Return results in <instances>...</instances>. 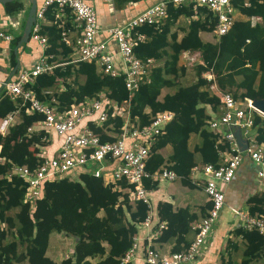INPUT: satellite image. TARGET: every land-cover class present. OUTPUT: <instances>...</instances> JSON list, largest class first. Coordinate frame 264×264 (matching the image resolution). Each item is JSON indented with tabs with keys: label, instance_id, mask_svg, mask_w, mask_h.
Instances as JSON below:
<instances>
[{
	"label": "trees",
	"instance_id": "1",
	"mask_svg": "<svg viewBox=\"0 0 264 264\" xmlns=\"http://www.w3.org/2000/svg\"><path fill=\"white\" fill-rule=\"evenodd\" d=\"M230 1L234 9L247 19L234 20L226 33L216 36L215 43L201 40L199 34L214 31L216 16L205 6H198L195 10L194 2L168 3L167 17L160 25L136 27L134 31L144 34L145 39L133 47L134 54L141 60L163 61L152 67L149 81L141 84L130 99L123 75H107L94 61H71L72 49L62 40V29L58 27V21H54V6H50L45 11V19L50 23L42 25L41 33L47 37L45 54L48 60L58 65L51 73L35 77L29 87L39 100L61 110L84 99H98L103 95L108 118L100 125L89 124L102 142L115 140L124 125L123 118L110 116L112 109L108 106L111 102H127L130 122L138 128L149 124L157 112L172 111L173 118L149 143L145 170L150 175L142 179V184L148 191L157 188L159 180L152 175L166 169L174 171L184 185L193 186V167L206 163L218 165L221 153L229 150L228 142L221 140L222 134L208 128V120L219 114L220 102L210 89L211 82L203 74L211 70L218 89L229 92L235 99L264 98V0ZM3 7L6 14H13L22 8V2L8 1ZM181 17L189 18V22L182 37L177 39V33H172L171 27ZM252 17L261 21L252 24ZM18 38L10 44L14 46ZM184 51L200 54V62L195 64V80L177 86L173 92L160 98L161 90L174 87V79L185 73V66L178 64ZM206 105L215 111L213 116L207 113ZM15 111L20 121L10 126L6 134L0 135V264H119V258L131 247L133 237L139 236L140 223L148 212L147 204L129 199L128 190L133 185L124 178L116 183H105L103 176L92 174V167L78 169L77 175L66 174L52 181H43L41 193L34 203H24L27 183L11 173V169L21 165L34 168L41 163L45 155L40 154V147L49 144V135L43 129L28 130L35 121L42 119V115L26 113L21 99H12L2 86L0 118ZM253 123L256 139L264 143V118L254 113ZM166 145L171 146V153L164 157L160 150ZM116 162L117 159H111L109 165L114 166ZM240 165L250 173L245 181L239 182L246 196L247 210L252 215L264 216V191L257 193L253 187L258 167L248 155ZM233 180L229 187L235 185ZM224 198L227 202L226 193ZM209 206L210 202L206 208ZM205 213L192 212L188 207L174 209L167 201L158 202L151 232L160 223H164V228L153 240L171 244L170 252L185 249L192 240V223ZM55 233L75 239L70 255L60 261L46 254L49 238ZM229 235L239 237L244 248L237 262L229 253L224 257L221 252L220 259L224 264H251L264 253V234L257 230L230 227ZM145 245L144 240L139 251ZM227 247L234 251L238 249L230 237L225 241Z\"/></svg>",
	"mask_w": 264,
	"mask_h": 264
},
{
	"label": "built area",
	"instance_id": "2",
	"mask_svg": "<svg viewBox=\"0 0 264 264\" xmlns=\"http://www.w3.org/2000/svg\"><path fill=\"white\" fill-rule=\"evenodd\" d=\"M185 2H194L195 10L198 6H205L216 16L214 32L217 36L226 33L233 24L235 9L230 0H160L124 24L109 27L106 29L107 37L104 40H97L99 27L96 11L86 0H43L37 7L29 38L40 45L42 53L30 67L20 69L15 78L7 81L4 87L6 93L13 99H21V106L25 105L26 113L37 112L42 115V119L35 121L33 126L28 128L29 131L38 126L48 133L49 139L56 136L61 142L56 154L51 157L45 155L44 160L34 168L21 165L11 169V173L18 175L27 183L23 196L24 203L29 205L34 203L35 198L41 193L43 181H52L66 174L77 175L78 169L92 167V174L95 177L103 176L105 183H116L124 178L133 185V188L128 190L129 199L141 200L149 206V191L142 184V179L150 175L145 170V163L149 157V143L162 133L165 124L174 116L172 111H159L151 118L149 124L141 128L133 127L129 119L128 103L111 102L108 106L112 109L110 116L123 118L124 125L115 140L102 142L89 124L100 125L108 118L109 113L103 106V95L98 99H84L62 110L39 100L29 85L33 83L35 77L42 73H51L58 65L54 61H49L48 55L45 54L48 46L47 37L41 33V27L45 21L47 8L54 6V21H58V27L62 29L61 38L72 49L71 61H94L98 69L107 75L112 77L123 75L130 99L141 84L149 81L151 69L155 65L153 58L141 60L134 54L133 47L145 39L144 34L134 31L135 28L144 24L160 25L167 17L168 3L180 5ZM68 16L79 30L73 42L67 37L70 29L65 27ZM254 19L255 17H252V21ZM14 36L15 33L0 26V39L11 42ZM110 42L115 45L116 51L110 49ZM203 75L211 82L210 89L218 96L220 102L219 114L208 120V128L220 132L221 140L225 139L229 144V150L221 153L218 165L206 163L192 169V174L198 173L202 176V179L196 182L202 185L210 206L205 215L192 223L194 236L185 249L163 252L152 246V240L156 239L164 228V223H160L154 232L144 237L146 245L142 251H139L138 236H134L131 247L119 258V264L129 262L194 264L207 249L209 238L225 207V189L233 180L245 155L257 165L256 177L264 186V143L256 139L253 123L254 113L263 118L264 113L253 106L252 99L247 97L235 99L229 92L220 91L211 70ZM14 113H8L0 118V134H4L12 124ZM235 128L240 130L241 137L246 143L244 150L237 145ZM111 159H117L114 166L109 165ZM152 177L168 181L179 178L174 171L166 169L155 172ZM229 213L237 219L233 223V228L255 229L264 234V216L252 215L247 208L232 206L229 207ZM151 222V215L147 213L140 226L148 227Z\"/></svg>",
	"mask_w": 264,
	"mask_h": 264
},
{
	"label": "crops",
	"instance_id": "3",
	"mask_svg": "<svg viewBox=\"0 0 264 264\" xmlns=\"http://www.w3.org/2000/svg\"><path fill=\"white\" fill-rule=\"evenodd\" d=\"M43 0H36L37 7L40 6ZM88 3L94 6L98 21V33L96 35L97 40H104L107 37L106 29L112 26H119L124 24L128 19L131 17L137 15L142 10H144L146 7L160 1V0H140V1H128V0H86ZM22 2V8L13 13V14H6L4 11L3 3H0V26L3 27L4 30L10 31L12 33H15V38L18 36L20 37V34L22 32V29L25 24L26 16L28 9L30 7V3L28 0H21ZM234 20H245L247 17L235 10L233 14ZM193 18H196V16H193ZM261 20L259 18H255L252 21V24L255 22H260ZM189 22V18L181 17L179 18L175 24L171 27V32L177 33V39H180L182 35L184 34V28H186L187 23ZM50 22H48L46 19L43 21L42 25H49ZM66 28H69L70 31L67 33V37L70 39V41H74L76 35L78 34V28L74 26V23L72 20H68L66 22ZM201 40L207 41V42H216V34L215 32H200L199 34ZM19 39V38H18ZM18 42V40H17ZM17 44V43H16ZM12 46L10 42H6L2 39H0V67L3 69H0V90L2 86L7 82V80H12L15 78L17 72L22 68H28L30 67L34 61L39 57L42 53V49L40 45L31 40H29L17 48L16 52H14V48L16 46ZM71 47V46H70ZM110 49L113 51H116L115 45L110 42L109 43ZM71 56V55H70ZM199 62L200 61V54L199 52H190V51H184L180 54L178 64L180 65H191L192 62ZM163 61V60H161ZM160 61V62H161ZM160 62L155 61L154 64H160ZM186 68V67H185ZM14 71V73H12ZM8 80V81H9ZM60 89H63V85L60 84ZM162 91V90H161ZM171 93L170 91H163L161 92V97L166 94ZM11 97V96H10ZM160 97V98H161ZM12 98V97H11ZM13 99V98H12ZM207 113L213 116L215 114V111H213L210 106H205ZM10 113V112H9ZM8 114V113H7ZM2 118V117H1ZM20 121L18 112L15 111L14 113V121L10 126H12L15 123H18ZM9 126V127H10ZM8 127V129H9ZM7 129V131H8ZM40 129L38 126H34L33 130ZM7 131L4 133L6 134ZM0 134V135H4ZM195 138L196 137H192ZM61 140L56 136H51L49 139V144L40 147V154L50 156L52 154H56L57 149L59 148ZM162 155L164 157H167L171 153V146L166 145L164 148L160 150ZM242 163V162H241ZM240 163V164H241ZM250 175L249 171L243 170L241 168V165L237 168L236 174L234 177L235 185L229 187H226L225 193L227 195V199L225 202V208L227 212H229V207H236V208H247V205L245 204L244 200L246 198L245 194L241 191V182L243 179L244 181L248 178ZM192 177V184L193 186H186L183 183H181L180 179H176L174 181H168L165 179H160L158 181L157 188L153 190H149V197H150V205L148 206V212L151 215V218L154 221H156V215H157V204L160 201H167L171 203L174 209L188 207L191 209L192 212L195 213H205L206 211V205L209 202L206 194L204 193V190L202 188V185L197 184L196 181H200L202 179V176L198 173H191ZM257 179V177L253 180V187L255 189V192L260 193L263 191L264 186L262 183H260ZM240 185V186H239ZM230 214V213H229ZM231 215V214H230ZM229 224L233 225L232 222ZM231 226H222L219 224H216L212 235L209 238L207 249L203 252V254L198 257V259L195 261L194 264H220V253L222 252L223 244L225 245L224 238L226 237L227 233L229 232ZM151 232V224L148 227H140V232L138 236V244L140 245L142 241L144 242V237L148 235ZM62 233H55L52 234L49 238V244L46 251V254L54 259L55 261H60L64 257H61L58 253H60V250L56 247H51V239L53 237L62 238ZM194 236V232L190 235V239H192ZM228 237H230L233 241H237L236 244L238 245V249L236 251L241 252L244 248V244L242 240L239 237H236L233 239L232 235L228 234ZM71 240H73L72 248L69 252L72 251L74 246L75 239L71 236L69 237ZM219 241V242H218ZM63 242H60V247L62 246ZM153 246L158 248L159 250L163 252H169L171 249V244L167 243H158L152 240L151 242ZM219 245L218 248H216V245ZM62 248V247H61ZM234 251V250H233ZM235 251V252H236ZM242 257V256H241ZM240 258L234 259L236 262L240 261ZM251 264H264V253H262L258 258L254 259Z\"/></svg>",
	"mask_w": 264,
	"mask_h": 264
},
{
	"label": "rangeland",
	"instance_id": "4",
	"mask_svg": "<svg viewBox=\"0 0 264 264\" xmlns=\"http://www.w3.org/2000/svg\"><path fill=\"white\" fill-rule=\"evenodd\" d=\"M161 63H162V61L160 62V64ZM196 63H198L197 60H196V62H192L191 65H185V67H186L185 73L183 75L178 76L176 79H174V83H176V85L174 87H171V88L165 87V88L162 89L161 92H163V91L173 92L174 89H176L177 86H184V85L189 84L190 82H193L195 80V70H196V65L195 64ZM160 97H161V95H160ZM236 220H237L236 217L231 216L229 214V212H227L226 208L224 207V209L221 212V215H220V218H219L217 224L222 225V226H227L228 225V227L229 226L232 227L233 225H231L229 223L230 222L234 223V222H236ZM228 234H229V232L227 233V235L224 238V240L229 238ZM69 237L70 236L62 235V238L53 237L51 239V247H54V249L56 247H58L57 250L58 249L60 250V253H58V254L61 257H64V258H66V257H68L70 255L69 251L71 250L72 245H73V240H71V238H69ZM232 237H233V239L236 238L234 236H232ZM60 242H63L62 246H61L62 248L60 247ZM236 242L238 243V240ZM222 253H223L222 255L224 257H226L227 253H229L233 260L234 259H238V258H240L242 256L241 252H239V251L235 252V251H233V249L231 247L225 248L224 244H223V247H222ZM17 264H26V263H17ZM220 264H224V261H221V259H220Z\"/></svg>",
	"mask_w": 264,
	"mask_h": 264
},
{
	"label": "water",
	"instance_id": "5",
	"mask_svg": "<svg viewBox=\"0 0 264 264\" xmlns=\"http://www.w3.org/2000/svg\"><path fill=\"white\" fill-rule=\"evenodd\" d=\"M8 1H12V0H0V3H5ZM28 1L30 3V7L27 12L24 27L22 29L18 42L14 48V52H16L18 47H20L22 44L26 43L29 40L31 26H32V23L35 21V13L37 9L36 0H28ZM0 69H3V68L0 67ZM12 73H14V71H12ZM252 104L256 109L264 113V98L253 99ZM234 135L236 137L237 145L241 148V150L246 149V143L244 139L241 137L240 130L238 128L234 129Z\"/></svg>",
	"mask_w": 264,
	"mask_h": 264
}]
</instances>
